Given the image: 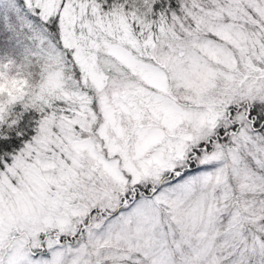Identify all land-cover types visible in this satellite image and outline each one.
I'll use <instances>...</instances> for the list:
<instances>
[{
  "label": "rangeland",
  "instance_id": "rangeland-1",
  "mask_svg": "<svg viewBox=\"0 0 264 264\" xmlns=\"http://www.w3.org/2000/svg\"><path fill=\"white\" fill-rule=\"evenodd\" d=\"M177 6L155 31L127 22L114 38L85 16L65 34L106 29L96 48L68 46L80 75L68 67L50 82L66 111L32 126L1 163L0 264H264V128L237 112V131L180 171L227 124L226 107L209 120V99L222 90L221 100H264V0ZM151 38L159 41L147 49ZM17 60L0 64V120L32 85V58ZM129 184L154 192L121 205L118 192ZM233 188L240 208L228 206ZM241 210L263 213L245 225Z\"/></svg>",
  "mask_w": 264,
  "mask_h": 264
},
{
  "label": "trees",
  "instance_id": "trees-1",
  "mask_svg": "<svg viewBox=\"0 0 264 264\" xmlns=\"http://www.w3.org/2000/svg\"><path fill=\"white\" fill-rule=\"evenodd\" d=\"M179 1L49 0L50 4H53L56 9L47 11L46 7L43 8V5L47 3L42 4V0H4V3L0 5V64L6 58L19 59L17 60L19 64H22L28 58H32V74L30 75L32 85L28 87L30 89L29 92L25 96L23 95L24 97L22 96L17 103L6 106L3 119L0 120V166L1 163L4 164L9 161L10 154H14L15 150L24 142L26 136L32 131V126L37 127L40 125L43 120L49 118L51 112L54 113L56 111L57 114L62 115L66 111L67 107L65 105L58 101L54 102V91L52 88L55 85L50 82L53 79L54 75L52 74L54 72L63 74L68 67L72 69L70 76L79 77L80 72L72 59V53L68 46L72 44L75 48L83 44V47L96 48V38L102 36L101 34L105 33L106 29L103 31L104 29L99 27H89L92 35L81 33L75 36L77 37L76 39L65 35L67 32L73 34L72 28L78 27L79 24L85 22V16H87L91 26H95V24L103 26L106 23V27L112 29L114 38L120 35L119 30L127 22L134 24L144 21L148 25V29L155 31L156 25L161 20L168 25L167 22L170 15L178 9L177 4ZM97 16H103L104 20L97 19ZM42 31L46 37L41 39V41L38 39V33L40 34ZM134 31L137 30L135 29ZM167 35L169 33H166ZM64 37H68L67 43H65ZM106 37L109 38L108 35ZM137 40L140 39L137 37L135 41ZM158 41L154 42L151 38L146 48L150 49ZM54 44L55 47L52 48ZM41 50L42 52H40ZM26 54L31 56H26ZM58 54L61 57L60 61L55 57ZM52 55L55 59L51 61ZM70 76L67 79L74 81L75 79ZM75 83H81V81ZM220 92L222 90L217 93L218 96L209 99L212 105L209 120L215 122L223 118L220 115L222 112L220 107H226L223 120L227 124H223L216 130L217 133L211 141L198 144L192 150L194 154H192L188 166L181 168L180 171H187L196 166L194 156L195 153L199 154L202 148H205L211 142L223 139L229 133L237 131V128L240 126V124L234 121L237 112L244 113L249 120H252L255 131H261L264 128V100L256 105L250 104L248 101L242 103L236 101L238 96L234 94H231L228 99L221 100ZM89 99H91V95H89ZM89 103L91 104V100ZM190 104H196V102H191ZM205 104L207 107V103ZM172 174H174V171L166 172L167 176H171ZM141 185L135 186L129 184L126 189H123L125 191L118 192L117 196L120 204L125 205L129 200L132 201L140 196L147 197L154 192L152 185ZM234 190L235 188L229 192L228 206L231 209H234V205L231 206V203L240 208V202L236 199V197L239 198V195L237 194V190L235 191V195ZM159 210H161V217H166L167 209L159 207ZM263 212L253 210L245 213L241 210L240 218L243 224L251 225L259 220V218L252 219L250 215H259ZM258 235L264 237V232L258 233Z\"/></svg>",
  "mask_w": 264,
  "mask_h": 264
}]
</instances>
